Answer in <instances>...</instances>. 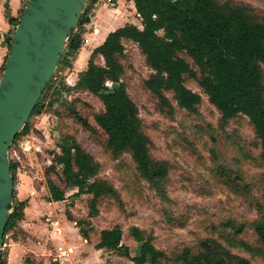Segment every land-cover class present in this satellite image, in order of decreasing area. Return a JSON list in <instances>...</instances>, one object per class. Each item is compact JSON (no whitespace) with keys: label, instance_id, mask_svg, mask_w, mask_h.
I'll return each instance as SVG.
<instances>
[{"label":"rangeland","instance_id":"374dc122","mask_svg":"<svg viewBox=\"0 0 264 264\" xmlns=\"http://www.w3.org/2000/svg\"><path fill=\"white\" fill-rule=\"evenodd\" d=\"M218 1L244 6L259 21L264 20V0ZM110 2L107 5L112 7L114 2ZM93 3L87 2L86 16ZM102 4L100 0L94 5L93 17ZM120 4L133 10L128 18L140 25L136 10L128 2ZM74 31L82 34L81 23ZM124 45L119 55L123 73L118 77L102 75L90 88L79 85V79L91 55L83 65L82 57L78 60L79 49L69 51L65 46L36 110L10 147V161L15 165L14 205L27 199L25 208L29 204V209L35 211L32 231L38 239H46L54 264H134L120 249L97 247L101 231L116 225L122 228V244L130 248L131 255L141 246L131 230L137 226L163 251L158 264H181L180 254L187 249L198 251L205 238L220 241L234 253L247 257L251 264H264V246L254 229L257 222L264 221V160L261 141L250 118L239 113L223 119L198 82L201 68L184 51L179 55L196 72V76L185 74V84L201 95V101L190 111L178 104L172 91L166 90L167 101L162 102L146 85L153 69L138 43L124 39ZM6 47L7 56V43ZM91 60L104 64L99 54ZM120 85L137 104L152 158L168 164L164 177H145L130 151L114 154L106 144L107 134L97 124L95 114L112 107L110 93ZM72 141L99 163L94 179L106 181L111 187L109 191L96 188L98 211L94 214L89 209L93 194L73 195L77 187L66 183L61 165H56L49 177L65 190L66 198L53 200L48 189L47 168L55 153H61L64 145L70 146ZM25 208L24 215L14 220L4 236L1 264L6 260L9 243L27 237L23 226ZM81 228L88 238L82 235ZM60 240L62 261L58 255Z\"/></svg>","mask_w":264,"mask_h":264},{"label":"trees","instance_id":"16d2710c","mask_svg":"<svg viewBox=\"0 0 264 264\" xmlns=\"http://www.w3.org/2000/svg\"><path fill=\"white\" fill-rule=\"evenodd\" d=\"M134 3L142 26L128 22L110 31L91 53V59L95 54L103 56L104 64L90 59L79 85L90 88L102 75L118 77L122 74L124 66L119 55L125 48L124 39H131L138 43L153 69L146 79L147 87L162 102L167 101L165 91H172L180 106L193 111L201 101V95L185 84V74L196 76L190 62L179 55V52H187L201 68L198 82L220 110L223 119L228 120L239 113L250 118L261 141V157L264 160V20L259 21L244 6L218 0H134ZM20 18L16 19V25ZM86 19L84 10L78 24ZM74 30H71L66 44L69 51L79 49L83 43L80 33ZM12 40L13 35L8 38L9 47ZM110 96L112 107L95 114L97 124L107 134L108 148L114 154L130 151L145 177H164L168 164L152 158L150 139L143 131L137 104L126 87L120 85ZM38 104L39 101L32 112ZM64 146L61 153H55L54 161L47 168L51 198H66L65 190L49 177V172L56 171V165H61L66 183L77 187L73 195L93 194L89 209L94 214L98 211V197L94 195L96 188L109 191L111 187L106 181L94 179L99 163L92 154L76 141ZM14 166L11 163L12 171ZM26 205L27 199L18 200L17 205L12 201L14 208L4 236L14 220L24 215ZM254 229L264 246V221L257 222ZM131 230L141 242L134 255H131L128 246L123 247L119 225L103 229L97 247L120 249L131 257L134 264H158L163 251L145 238L137 226ZM80 231L88 238L86 231L82 228ZM179 258L181 264H251L247 257L234 253L214 238L201 240L198 251L187 249Z\"/></svg>","mask_w":264,"mask_h":264},{"label":"water","instance_id":"95a60500","mask_svg":"<svg viewBox=\"0 0 264 264\" xmlns=\"http://www.w3.org/2000/svg\"><path fill=\"white\" fill-rule=\"evenodd\" d=\"M87 0H28L0 77V263L12 214L10 147L52 79Z\"/></svg>","mask_w":264,"mask_h":264},{"label":"crops","instance_id":"0c3cea01","mask_svg":"<svg viewBox=\"0 0 264 264\" xmlns=\"http://www.w3.org/2000/svg\"><path fill=\"white\" fill-rule=\"evenodd\" d=\"M112 1L114 2V0ZM121 1L128 2L129 7L136 10L134 0H117L111 5L112 7H109L107 4H102L98 7L94 17L96 28L87 35V40H85L82 44L83 46L79 48L78 60L82 57V61H80L83 65L91 55L93 49L105 40L110 31L128 22L136 24L135 21L128 18V15L131 12L133 13V10L126 8L125 4L121 5ZM25 4L26 0H0V77L3 72L6 58L7 47L5 48V44H8L10 34H14L16 28L15 21L22 15L24 9L23 5ZM117 4L119 5L117 6ZM105 8H107V12H104ZM136 14H138L137 10ZM115 20H120V22L111 25ZM139 26H141V24ZM34 213L35 211L29 209L28 204L25 208L26 218L23 221L27 237L24 239H13L12 242L9 243L10 245H8L6 255L4 254L6 260L3 264H54L51 262L50 256L48 255L50 247L44 242L46 239H38L34 231H32L34 228L32 223H35L32 221L35 218H32V216H34L32 214ZM58 244H61L58 247V255L60 261H62V241H58Z\"/></svg>","mask_w":264,"mask_h":264},{"label":"built area","instance_id":"2783aa9c","mask_svg":"<svg viewBox=\"0 0 264 264\" xmlns=\"http://www.w3.org/2000/svg\"><path fill=\"white\" fill-rule=\"evenodd\" d=\"M28 0H26V2H27ZM89 0H87L86 2H85V4H84V7H83V10L82 11H84V8H86V6H87V2H88ZM109 1H111L110 2V4L111 3H113L112 2V0H103V4H108L109 3ZM93 7H92V10L87 14V17H88V19H86V20H84L82 23H81V27H82V37H84V33H86V35H85V39L84 40H87V35H88V33H90L91 31H93L95 28H96V23H95V20H94V17H93V13H94V11L95 10H93L94 9V5H96L98 2H100V0H93ZM77 26H78V24H77ZM77 26L75 27V29H77ZM91 30V31H90ZM14 35V34H13ZM83 41V40H82ZM6 58H7V56H6ZM6 58H5V62H6ZM4 65H5V63H4ZM4 69V68H3ZM56 71V70H55ZM55 73V72H54ZM54 75V74H53ZM52 78H53V76H52Z\"/></svg>","mask_w":264,"mask_h":264}]
</instances>
